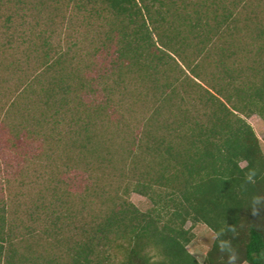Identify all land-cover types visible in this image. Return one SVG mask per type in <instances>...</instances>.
Segmentation results:
<instances>
[{"label": "trees", "instance_id": "trees-1", "mask_svg": "<svg viewBox=\"0 0 264 264\" xmlns=\"http://www.w3.org/2000/svg\"><path fill=\"white\" fill-rule=\"evenodd\" d=\"M76 15L92 52L47 48L2 109L57 170L23 206L0 181V264H201L198 225L204 264H264V0H0V43Z\"/></svg>", "mask_w": 264, "mask_h": 264}, {"label": "rangeland", "instance_id": "rangeland-1", "mask_svg": "<svg viewBox=\"0 0 264 264\" xmlns=\"http://www.w3.org/2000/svg\"><path fill=\"white\" fill-rule=\"evenodd\" d=\"M77 16H74V19L67 24L57 23L54 26L45 25L33 28L34 34L28 32L30 37L26 36L28 41L25 43L16 44L12 42L7 45L5 41L0 43L1 47L4 43L6 46L12 45L13 48L8 55V62L13 66L7 69L0 66V120L3 119L2 109H5L12 92L20 88L22 84H26L27 78L35 74L38 62L49 51L47 48L52 52L59 53L69 52L70 48V54L73 57H77L79 54L84 56V50L87 51L85 52L86 55L92 52L94 34L98 30L97 25L86 24L82 17ZM31 38L35 40H31ZM47 42H49L48 47L45 46ZM71 61L75 63L74 60ZM91 75H95V73L92 72ZM22 102L26 105L28 100L23 99ZM127 106L128 103L126 102L125 109ZM115 108L119 109L117 105ZM119 113L122 112L119 111ZM248 122L253 126L260 140H263L264 123L262 120L254 116L248 119ZM12 139L14 138L7 125L4 129L0 126V181L6 180V178L10 181V189H7L4 195L10 194L15 198L14 200L23 206L30 203V197H36V193L43 186L41 177L47 173L56 172L53 169H56L57 165L50 159H40L42 157L40 143L25 139L22 142H16ZM130 201L143 212L152 208L151 201L138 194H132ZM24 209L21 211L25 212ZM21 217L24 219V214ZM190 227L191 224H188V228ZM194 234L195 239L188 250L201 264H204L207 253L215 242L216 235L205 225H198L194 228Z\"/></svg>", "mask_w": 264, "mask_h": 264}]
</instances>
